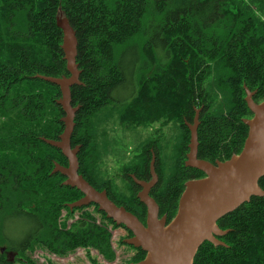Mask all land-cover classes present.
<instances>
[{
	"label": "trees",
	"instance_id": "obj_1",
	"mask_svg": "<svg viewBox=\"0 0 264 264\" xmlns=\"http://www.w3.org/2000/svg\"><path fill=\"white\" fill-rule=\"evenodd\" d=\"M60 14L79 44L83 85L71 89L73 105L81 106L72 138L73 147L82 146L79 173L144 224L146 206L130 174L150 177L141 149L161 139L148 128L166 125L153 196L170 222L185 183L206 176L185 166L195 108L202 109L198 156L215 163L244 147L243 119L253 117L244 86L264 100V0H0V264H14L2 248L23 264H40L37 250L46 264L80 249L91 264H99L92 250L110 263L117 257L112 230L119 226L95 204L68 207L84 195L52 174L55 162L67 167L68 160L41 140L64 131L60 88L36 77L69 76ZM218 225L229 230L220 238L227 246L205 242L194 264H264V198L253 197ZM126 238L121 245L131 247ZM137 250L127 264L145 258Z\"/></svg>",
	"mask_w": 264,
	"mask_h": 264
},
{
	"label": "water",
	"instance_id": "obj_2",
	"mask_svg": "<svg viewBox=\"0 0 264 264\" xmlns=\"http://www.w3.org/2000/svg\"><path fill=\"white\" fill-rule=\"evenodd\" d=\"M56 23L63 32L62 51L69 76L36 77L57 85L62 94L57 104L65 113L61 119L64 131L58 140L45 137L41 140L61 150L68 160L67 167L55 162L52 174H62L66 177L64 186L76 188L84 195L78 201L68 204V207L74 210L95 204L115 224L126 227L133 236L124 242L146 253L143 260L131 264H194L195 257L205 242L227 246L220 238L227 235L229 230L221 229L218 221L250 202L253 197L264 198V189L260 186V180L264 177V100L256 102V91L244 86L245 101L253 114L252 118L243 119L249 129L244 147L229 160L215 163L198 157L201 109H197L194 124L187 123L191 137L185 164L202 171L206 176L185 183L177 214L170 222L167 216H160V207L150 196L158 181L154 163L151 166V181H141L132 176L142 188L138 198L147 208V220L144 224L125 207L116 205L106 191L97 190L79 173L78 155L82 146L73 147L72 138L76 128L75 119L81 106L73 105L71 90L74 86L83 85L82 71L77 63L79 44L76 31L65 15L57 16ZM5 250L2 248V252ZM15 256L11 253L7 255L12 261Z\"/></svg>",
	"mask_w": 264,
	"mask_h": 264
},
{
	"label": "rangeland",
	"instance_id": "obj_3",
	"mask_svg": "<svg viewBox=\"0 0 264 264\" xmlns=\"http://www.w3.org/2000/svg\"><path fill=\"white\" fill-rule=\"evenodd\" d=\"M113 167H115V165H113ZM80 213H81L80 211L75 213V217L78 218L80 216ZM65 216H67L66 211H63L62 212V220H64L66 218ZM71 220H70V222H71ZM125 234L126 233L123 229H113L112 230V235H113L112 236V245H113V248L116 250V254H117L116 260L114 262H111V263L107 262L95 250H92L90 252V254L92 255L93 258L98 259L99 264H127V260L129 257V252H128L129 249L126 248L125 245H121V243L119 241L121 236L123 237V235H124V237H125ZM11 254H13V253H11ZM45 256H46V254H43L41 250H37L33 254V258L36 261H38L40 264H43V263L46 264L45 258L47 256L46 257ZM17 257H18V255L15 256V259H14L15 261H13V263L14 264H23V263H16ZM49 259L56 264H91L87 252L83 249L78 250L76 254L71 255L68 258L62 259V258H57L54 256H49Z\"/></svg>",
	"mask_w": 264,
	"mask_h": 264
},
{
	"label": "flooded vegetation",
	"instance_id": "obj_4",
	"mask_svg": "<svg viewBox=\"0 0 264 264\" xmlns=\"http://www.w3.org/2000/svg\"><path fill=\"white\" fill-rule=\"evenodd\" d=\"M197 109H201V108H195V115H194V117H193V121H192V123H189V122H187V123H189V124H194V121H195V117H196V111H197ZM201 111H202V109H201ZM200 115H201V112H200ZM187 123H186V125H187ZM187 128H188V130H189V135H190V137H191V132H190V129H189V127H188V125H187ZM199 130V129H198ZM165 132H166V125H164L162 122H157V123H155V124H153V125H151L149 128H148V130H147V133L150 135H153V134H155L157 137H160V139L162 140V137H163V134H165ZM160 140V141H161ZM160 141H155V143H149V144H147V146H146V144L144 145V147H143V149H141L142 151H144L145 152V155H147V158L149 159V165H148V167H149V170H150V177L147 179V180H141V181H145V182H149V181H151V179H152V175H151V166H152V163H154V165H155V171H156V174H157V176H158V181H157V183H156V185L152 188V190H151V192H150V196L152 197V198H154V196H153V191H154V189H155V187L159 184V181H160V176H159V174H158V172H157V168H158V152H159V143H161ZM189 143H190V140H189ZM189 143H188V152H189ZM152 144H154V145H152ZM188 152H187V154H188ZM199 153V152H198ZM187 154H186V159H185V163H186V160H187ZM235 155V154H234ZM199 157V156H198ZM217 161H220V160H217ZM216 162V161H215ZM112 164H114V163H112ZM185 166H186V164H185ZM187 167V166H186ZM190 168V167H189ZM130 176H131V178H132V176H135L136 177V175L135 174H130ZM137 178V177H136ZM133 179V178H132ZM138 179V178H137ZM140 180V179H139ZM133 181H134V179H133ZM135 182V181H134ZM136 184V183H135ZM137 185V184H136ZM138 187H139V190H138V193H137V198H138V194L140 193V191L142 190V188L139 186V185H137ZM104 191H106V190H104ZM107 192V191H106ZM108 193V192H107ZM109 195V194H108ZM139 199V198H138ZM155 199V198H154ZM156 200V199H155ZM140 201V200H139ZM157 202V201H156ZM158 203V202H157ZM159 205V204H158ZM159 207H160V205H159ZM146 210H147V208H146ZM165 214H163V215H161V207H160V216L162 217V216H164ZM165 216H167V215H165ZM167 219H168V217H167ZM146 220H147V214H146ZM146 223V222H145ZM117 229H123L124 231H125V236L127 237V238H130V237H132L133 236V234H132V236H129L128 235V232H127V230H125L124 228H122L121 226H119ZM127 229V228H126ZM122 237V236H121ZM123 237H124V235H123ZM126 238V239H127ZM125 240V239H124ZM120 241V240H119ZM130 246V245H129ZM133 246H131V247H128V246H126V248H128L129 249V257H128V260H130V259H132L133 257H135L136 256V253H137V249L138 248H132ZM3 253H5L6 255H8L9 253H12V252H10L9 250H5V252H3ZM43 253V252H42ZM15 254V253H14ZM44 254V253H43ZM12 259V258H11ZM127 260V261H128ZM131 264V263H130Z\"/></svg>",
	"mask_w": 264,
	"mask_h": 264
}]
</instances>
